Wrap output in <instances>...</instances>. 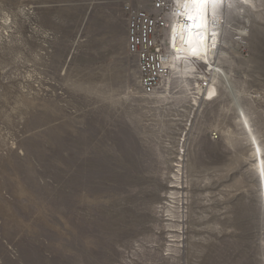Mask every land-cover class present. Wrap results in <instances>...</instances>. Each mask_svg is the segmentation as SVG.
Segmentation results:
<instances>
[{"label":"rangeland","instance_id":"374dc122","mask_svg":"<svg viewBox=\"0 0 264 264\" xmlns=\"http://www.w3.org/2000/svg\"><path fill=\"white\" fill-rule=\"evenodd\" d=\"M154 2L0 0V264H264V0H209L231 88L198 104L201 63L141 91Z\"/></svg>","mask_w":264,"mask_h":264},{"label":"bare ground","instance_id":"6f19581e","mask_svg":"<svg viewBox=\"0 0 264 264\" xmlns=\"http://www.w3.org/2000/svg\"><path fill=\"white\" fill-rule=\"evenodd\" d=\"M172 2V9L168 17L169 48L165 59V65L169 73L164 79L162 87L164 90L162 91L161 89L156 95L159 94V97L161 94L167 93V88H169L171 79L175 74H178L177 78H179L181 84L187 86L188 79L197 78L195 74L199 69L198 64L201 63L206 66V69L209 68L208 72L212 75V82L205 91L199 89L197 96L195 97L197 99H195V102L198 104L199 101L212 100L218 96V90L216 87L217 76L223 78L227 89L231 88L227 74L224 71L218 70L214 62L216 55L221 51L219 46L221 43V31L224 23L222 18L223 10L220 6L210 5L209 2L200 5L193 4L190 0H172ZM197 14L203 16L205 26L200 30V35H203L205 40L203 44H197L198 51L193 55L191 50L193 45H190L187 42L190 32L183 26L188 23L189 15ZM194 43H196L195 39ZM196 81H198V79ZM212 90H214L215 94L209 98L208 93ZM242 117L244 124L249 128L248 118L245 115ZM252 139L255 142L253 134ZM255 151L254 155L257 158L256 168L259 174L264 176L263 160L259 147H256ZM262 198L264 205V192Z\"/></svg>","mask_w":264,"mask_h":264},{"label":"built area","instance_id":"2783aa9c","mask_svg":"<svg viewBox=\"0 0 264 264\" xmlns=\"http://www.w3.org/2000/svg\"><path fill=\"white\" fill-rule=\"evenodd\" d=\"M170 0H155L149 11L127 7V41L129 51L138 61L140 88L144 95L154 96L164 84L169 71L166 55L169 48L168 17L172 9ZM212 82V75L200 80V89L205 91Z\"/></svg>","mask_w":264,"mask_h":264},{"label":"snow or ice","instance_id":"6c2138e0","mask_svg":"<svg viewBox=\"0 0 264 264\" xmlns=\"http://www.w3.org/2000/svg\"><path fill=\"white\" fill-rule=\"evenodd\" d=\"M191 3L200 5V4H206L209 2V0H190ZM204 22H203V16L202 15H189L188 17V23L185 24L183 27L189 30L190 35L188 38V43L192 46V53L195 55L198 51L197 44H203L205 37L203 35H200V30L204 28ZM194 39L196 43H194ZM215 94L214 90L210 91L208 93V97L211 98Z\"/></svg>","mask_w":264,"mask_h":264}]
</instances>
